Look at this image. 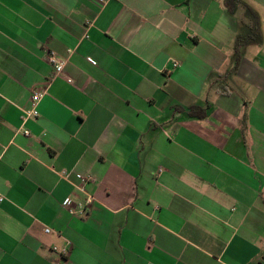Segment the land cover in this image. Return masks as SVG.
I'll list each match as a JSON object with an SVG mask.
<instances>
[{"label": "crops", "instance_id": "0c3cea01", "mask_svg": "<svg viewBox=\"0 0 264 264\" xmlns=\"http://www.w3.org/2000/svg\"><path fill=\"white\" fill-rule=\"evenodd\" d=\"M0 197V264H264V0H0Z\"/></svg>", "mask_w": 264, "mask_h": 264}, {"label": "built area", "instance_id": "2783aa9c", "mask_svg": "<svg viewBox=\"0 0 264 264\" xmlns=\"http://www.w3.org/2000/svg\"><path fill=\"white\" fill-rule=\"evenodd\" d=\"M70 52L71 51L69 50V53ZM46 59L54 71L53 77L60 75L66 60L59 59L54 52H48L46 55ZM42 95L43 92L41 90L35 89L32 91V94L29 99L30 102L29 109L23 111L22 114V123L29 118L37 117L38 115L37 104ZM23 134L26 136L30 135L28 130H23ZM77 177L82 182V184H85L91 181L92 179L91 176L88 175L83 176L81 174H78ZM77 189L80 192H82L84 195L78 198L67 197L63 200L62 205L69 214L76 216L78 218H85L88 215L89 209L91 207V204L93 203L94 198L91 194L85 191L84 185H78ZM1 200L2 198L0 197V201ZM45 231L49 232V229H45ZM53 250L56 251L60 255V257L63 258V260H66L69 256L71 245L69 242H67L62 247H53Z\"/></svg>", "mask_w": 264, "mask_h": 264}, {"label": "trees", "instance_id": "16d2710c", "mask_svg": "<svg viewBox=\"0 0 264 264\" xmlns=\"http://www.w3.org/2000/svg\"><path fill=\"white\" fill-rule=\"evenodd\" d=\"M226 4L230 7H232V5L234 4V2L239 1V0H225Z\"/></svg>", "mask_w": 264, "mask_h": 264}]
</instances>
